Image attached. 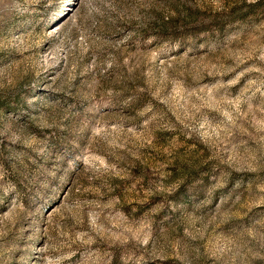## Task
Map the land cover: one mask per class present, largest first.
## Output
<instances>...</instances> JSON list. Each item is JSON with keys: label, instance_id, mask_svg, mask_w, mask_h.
Instances as JSON below:
<instances>
[{"label": "rangeland", "instance_id": "obj_1", "mask_svg": "<svg viewBox=\"0 0 264 264\" xmlns=\"http://www.w3.org/2000/svg\"><path fill=\"white\" fill-rule=\"evenodd\" d=\"M0 264H264V0H0Z\"/></svg>", "mask_w": 264, "mask_h": 264}]
</instances>
